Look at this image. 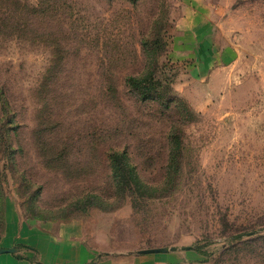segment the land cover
I'll return each instance as SVG.
<instances>
[{
    "label": "rangeland",
    "instance_id": "374dc122",
    "mask_svg": "<svg viewBox=\"0 0 264 264\" xmlns=\"http://www.w3.org/2000/svg\"><path fill=\"white\" fill-rule=\"evenodd\" d=\"M206 1L190 26L183 0H0V243L73 223L101 253L264 264V0ZM112 147L157 188L117 204Z\"/></svg>",
    "mask_w": 264,
    "mask_h": 264
},
{
    "label": "crops",
    "instance_id": "0c3cea01",
    "mask_svg": "<svg viewBox=\"0 0 264 264\" xmlns=\"http://www.w3.org/2000/svg\"><path fill=\"white\" fill-rule=\"evenodd\" d=\"M207 5L206 0H183L184 16L181 22L192 26L194 20L191 17L194 15V19H198L201 14H206ZM184 26L186 25H181L182 28ZM178 43H181L179 39L176 40V44ZM13 227L16 230L11 232L8 239L7 236L4 237L7 242L0 243V248L15 250L0 252V264H184L183 261L177 260L176 255L171 252L173 250L151 253H140L139 250L101 253L98 248L90 246L84 240L83 230L73 223H65L56 230L41 227L20 231L18 224Z\"/></svg>",
    "mask_w": 264,
    "mask_h": 264
},
{
    "label": "trees",
    "instance_id": "16d2710c",
    "mask_svg": "<svg viewBox=\"0 0 264 264\" xmlns=\"http://www.w3.org/2000/svg\"><path fill=\"white\" fill-rule=\"evenodd\" d=\"M147 67L148 66L146 64L143 71L139 72L138 74H128L124 79L130 89L134 91V94L141 97L142 99L152 95L149 84H151L154 80V73L148 71ZM174 125L175 124H172L168 131V159L165 169V176L167 178L172 172L171 167L174 165V160L176 157L175 154L181 145V134L177 133V129ZM108 158L112 172V184L116 192H118L117 199L119 201L117 204H120V202L123 201V198H125V195L128 193V191L133 192L134 188L136 189V192L157 188L158 185L148 182L138 170L137 165L133 161L129 148L112 147L108 152Z\"/></svg>",
    "mask_w": 264,
    "mask_h": 264
},
{
    "label": "water",
    "instance_id": "95a60500",
    "mask_svg": "<svg viewBox=\"0 0 264 264\" xmlns=\"http://www.w3.org/2000/svg\"><path fill=\"white\" fill-rule=\"evenodd\" d=\"M178 247H169V246H161V247H151V248H145L141 249L138 252L140 253H151V252H167L169 250H176ZM15 248H0V252H8L13 251Z\"/></svg>",
    "mask_w": 264,
    "mask_h": 264
}]
</instances>
